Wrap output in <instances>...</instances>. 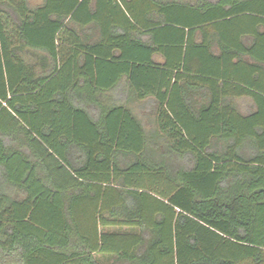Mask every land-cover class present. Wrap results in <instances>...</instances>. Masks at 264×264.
I'll list each match as a JSON object with an SVG mask.
<instances>
[{
    "label": "trees",
    "instance_id": "16d2710c",
    "mask_svg": "<svg viewBox=\"0 0 264 264\" xmlns=\"http://www.w3.org/2000/svg\"><path fill=\"white\" fill-rule=\"evenodd\" d=\"M95 255L264 264V0H0V264Z\"/></svg>",
    "mask_w": 264,
    "mask_h": 264
},
{
    "label": "rangeland",
    "instance_id": "374dc122",
    "mask_svg": "<svg viewBox=\"0 0 264 264\" xmlns=\"http://www.w3.org/2000/svg\"><path fill=\"white\" fill-rule=\"evenodd\" d=\"M42 3V0H28V4L29 7L31 8H35L37 6H39ZM236 107L238 108V110L242 113L246 112V104L247 101L245 99H237L234 101ZM104 232L106 233H122V234H132V233H137V229H133V228H107V229H103ZM97 260L101 263V264H111L112 261L114 260L113 257L110 256H101V255H96Z\"/></svg>",
    "mask_w": 264,
    "mask_h": 264
},
{
    "label": "crops",
    "instance_id": "0c3cea01",
    "mask_svg": "<svg viewBox=\"0 0 264 264\" xmlns=\"http://www.w3.org/2000/svg\"><path fill=\"white\" fill-rule=\"evenodd\" d=\"M245 100L247 101L248 104H249V103H252V101L249 100L248 98H245ZM15 196H16V194L13 195L14 198H15ZM95 259H96V261H97L99 264H101V263L97 260L96 255H95Z\"/></svg>",
    "mask_w": 264,
    "mask_h": 264
}]
</instances>
